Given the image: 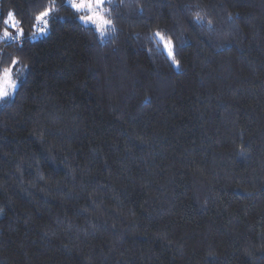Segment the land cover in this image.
<instances>
[{
  "label": "trees",
  "instance_id": "1",
  "mask_svg": "<svg viewBox=\"0 0 264 264\" xmlns=\"http://www.w3.org/2000/svg\"><path fill=\"white\" fill-rule=\"evenodd\" d=\"M103 8L0 0V264H264V0Z\"/></svg>",
  "mask_w": 264,
  "mask_h": 264
},
{
  "label": "snow or ice",
  "instance_id": "2",
  "mask_svg": "<svg viewBox=\"0 0 264 264\" xmlns=\"http://www.w3.org/2000/svg\"><path fill=\"white\" fill-rule=\"evenodd\" d=\"M105 0H70L71 7L75 11H80V10H87L90 14L87 16L80 17L81 20L85 22H95V20L99 19L102 24H111L112 22L110 20H105L99 12H94V8H99L103 5ZM49 14L48 11L41 12L37 17L36 20H42L44 17H46ZM9 18H12L14 16L13 13L8 14ZM199 18V17H197ZM5 24H8L10 28H15V24L18 23L17 21H14L9 24V21L6 19L4 20ZM100 24H97L96 27H100ZM41 32L45 31V29H40ZM19 36H23L25 33L23 32V29H20L18 33H16ZM156 35L158 37H161L163 39L161 33L157 32ZM10 36V33L7 29L3 31V37L8 38ZM165 47L169 50V56L173 58V62L176 63L174 59V52H173V45L171 40H168L167 43L165 44ZM18 61L13 60L12 65L14 66ZM12 71L13 67H9L8 69L4 70L3 74H0V98L2 97H7L9 95V92L4 90L3 84L6 82L7 87L15 88V81L11 79L12 76Z\"/></svg>",
  "mask_w": 264,
  "mask_h": 264
},
{
  "label": "rangeland",
  "instance_id": "3",
  "mask_svg": "<svg viewBox=\"0 0 264 264\" xmlns=\"http://www.w3.org/2000/svg\"><path fill=\"white\" fill-rule=\"evenodd\" d=\"M68 2L70 3V0H68ZM78 2V0H77ZM94 12H99V14L105 19H106V13H105V10L103 8V5L99 8H94L93 9ZM90 13L87 11V10H80L79 11V20L81 21V23L83 24H86V25H91L93 27H95V29L98 31V33L100 35H105L107 30H108V27H109V24H102L101 21L99 19L95 20V22H85L83 20L80 19V17H83V16H87L89 15ZM8 21H11V19L9 18ZM12 22H10L11 24ZM97 24H100L101 26L98 28L96 27ZM155 38L156 40L161 44L163 50L165 51V53L168 55L169 57V50L165 47V44L167 43V41H165L164 39H161V37H158L156 34H155ZM14 73L12 72V76H11V79L15 81V77L13 75ZM15 85H16V81H15ZM3 87H4V90L10 92L13 88L11 87H7L6 85V82H4L3 84ZM3 98V97H2ZM1 99V98H0Z\"/></svg>",
  "mask_w": 264,
  "mask_h": 264
}]
</instances>
